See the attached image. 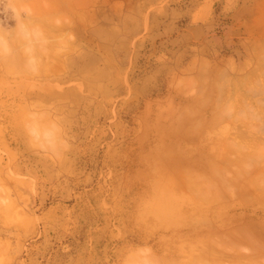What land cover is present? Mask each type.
<instances>
[{
    "label": "rangeland",
    "instance_id": "obj_1",
    "mask_svg": "<svg viewBox=\"0 0 264 264\" xmlns=\"http://www.w3.org/2000/svg\"><path fill=\"white\" fill-rule=\"evenodd\" d=\"M22 1L10 0L12 6L27 8L33 13L27 21L32 20V25L26 22L29 25L26 37L17 35L16 21L7 11L9 0L0 3V12L4 13L0 16V37H3L0 45V264H143L145 249H151L152 256L156 257L165 253L163 260L158 257L161 261L155 257L157 264H165L172 256L179 262L183 256L189 255L188 259L193 251L190 246L195 241L187 246L186 238V242L201 238L213 227L218 228L210 231L214 237L230 229L238 232V226L242 231L246 224L250 226L253 216L254 224L249 228L259 242L257 235L260 234V239L264 236V199L261 198L264 192L259 194L263 201L259 203V199L257 203V191L251 188L261 187L256 184L264 181V0ZM41 39L49 41L46 44L52 41L53 46L48 44L47 52L45 44V51L39 50L40 55L36 50L41 49L37 43ZM25 43V47L31 45L36 49L34 54L38 53V58L44 52L56 53L50 57H57L55 60L60 59L61 64L56 67L58 62L53 60L55 67L49 61L51 67L40 65L39 74L31 71L27 61L32 50L25 49ZM35 44L38 48H34ZM33 56L30 54V58ZM38 58L35 59L40 64L42 60L39 63ZM199 66L206 67L208 73H202L206 69L200 72ZM46 69L53 72L45 73ZM32 114L39 120L40 116L45 117L40 121L41 126L34 117L39 130L46 135L51 131L50 137L57 131L68 147L61 148L58 155L34 147L25 130L27 123H33ZM29 116L31 119L27 120ZM46 120L54 127L45 123ZM187 136L192 137H188L190 141ZM213 137L219 143L211 144ZM163 147L166 151L170 149L168 155L172 162L177 161L171 157L174 155V158L179 155L177 159L181 161L186 157L193 160L207 156L211 149L213 153L224 151L222 147L230 150L233 147L236 150L227 148L230 153L224 152L229 160L235 157V164H222V170L229 169L223 175L226 180H221L222 175H217L219 169L222 171L221 162L216 164L220 167L217 171L216 167L212 169L214 161L211 162L213 155L220 156V153H213V157L210 153L208 156L212 158L207 157L208 162L206 157L201 159L205 160V163L201 161L203 164L195 159L193 164L197 168L187 164L193 171L191 174L197 169L204 172L198 171L190 177L186 164L187 167L184 164L175 167L174 161V166L167 165L170 161L168 158L166 164L163 158L168 156L164 157L163 153L161 160L166 166L160 163L158 153L163 152ZM188 150L195 153H191L194 158ZM222 157L216 159L220 161L225 158ZM242 169L245 175L243 171L241 174ZM205 170H212L219 177L215 175L217 187L213 185L215 182L213 187L208 185V181L207 190L218 191L220 202L213 193L207 196L210 198L207 202L216 200L215 203L201 202L197 196L201 191L196 189L194 177L208 175ZM212 175L210 172L208 176ZM234 175L238 184L234 182ZM253 176L257 177V183ZM247 180H254L248 188L253 190L252 194L242 186ZM203 181L200 182L204 184ZM184 182L196 189V192L190 189L197 194L193 200L188 198L193 192L183 190ZM258 184L264 186V182ZM223 185L227 188L220 192ZM180 188L186 193L184 196L189 195L179 197ZM243 191L246 192L243 194ZM241 196H247L254 204L248 200L247 203L254 206L247 205ZM202 216H209L205 218L208 223ZM221 221L228 224L222 227ZM257 229H263V234L260 230L255 232ZM196 231H201V235ZM241 231L238 233L242 235ZM225 233L234 241L230 244L243 246L240 237L235 241L233 235ZM238 233L232 234L238 236ZM212 235L206 236V243L220 240L219 235L215 240ZM223 240L228 239L219 243L226 245L227 241ZM179 241L190 248L191 251L185 248L187 255L178 254L183 250L178 247ZM203 241L201 244L197 240L200 244L195 242L196 246L210 248ZM261 242L259 246L264 250ZM251 243L248 240V245H244L248 250L242 247L241 253L248 252L249 245L251 248L255 245ZM230 244L225 248H234ZM214 245L211 248L221 247ZM198 247L200 252L203 248ZM239 247L234 248L239 250L235 254L232 250V255L230 252L222 255L220 251L224 250V254L228 251L220 249L224 263L219 264H230L231 260V264L238 260L244 264L249 257L245 260L243 254L242 259ZM255 247L256 251L259 247ZM174 249L177 252L173 253ZM263 254L260 258L254 255V259L251 251L248 252L252 264H264ZM234 255L240 258L234 260ZM210 257L205 263L210 264ZM173 258L166 264L174 262Z\"/></svg>",
    "mask_w": 264,
    "mask_h": 264
},
{
    "label": "bare ground",
    "instance_id": "obj_2",
    "mask_svg": "<svg viewBox=\"0 0 264 264\" xmlns=\"http://www.w3.org/2000/svg\"><path fill=\"white\" fill-rule=\"evenodd\" d=\"M21 2H23V1L21 0ZM31 14H33V13H31ZM30 17H33V16H30ZM30 17H29V18H30ZM29 18H27L26 22L29 20ZM30 20H31V19H30ZM31 21H32V20H31ZM31 21H29V23H30ZM27 23H28V22H27ZM29 23H28V24H29ZM30 24L32 25V22H31ZM31 25H30V27H31ZM28 26H29V25H28ZM31 28H32V27H31ZM31 28H30V30H33V31L35 30V29H31ZM33 28H34V27H33ZM37 34H38V33H36V35H37ZM41 40H42V39H41ZM45 40H46V39L42 40V42H45L44 45H43V43H42L41 41H37V43L39 42L38 45H39V47L41 48V49H37V50H36V49H33L32 47H30L31 45H29V46L27 45V46H26V47H28V48H29V47L31 48V49H30V48L28 49V48L25 47L26 43L24 44L25 49H28V50H30V51L32 50V51L29 53L28 58H30V54H31V56H32V55L35 56V57L33 56L32 58H36V56H37V58H38V55L40 54V51H45V48H43V47L45 46V44H46L47 42H49V41H47V40L45 41ZM40 42H41L42 46H40ZM51 42H52V41H51ZM51 42L48 43V44H51ZM48 44H46L47 52H48V49H49V48L47 47ZM52 44H53V42H52ZM52 44H51V45H52ZM51 45H49V46H51ZM33 46H34V45H33ZM52 46H53V45H52ZM52 46H51V48H52ZM36 47L38 48L37 44H35V47H34V48H36ZM42 49H43V50H42ZM28 50L26 51V54H27V52H29ZM35 50H36V51H39V50H40V51L38 52L39 54H38V53L34 54V52H36ZM49 52H51V49H50ZM24 53H25V52H24ZM32 53H33V54H32ZM44 53H45L46 56L44 55ZM44 53H43V56H45V58H44L45 60H43V58H42L43 56H42V57L40 56V58H38V59H40V60H39V63H40L41 60H42V61H41L40 64L37 63L39 66L36 64V65L39 67V70H40V67H41V66H42V67H45V66H48V67L50 66V67H51V65H54V66H52V67H55V64H54L52 61L55 60V58H57V57H55V58H54V57H50L53 53H52L51 55H50V53H48V55L46 54V52H44ZM37 54H38V55H37ZM41 54H42V53H41ZM41 54H40V55H41ZM55 55H56V53H55L54 55H52V56H55ZM25 56H27V55H24V58H25ZM48 56H49L50 58H54V59H51V60H50V59H48V58H49ZM46 57H48V58H46ZM58 57H59V56H58ZM26 58H27V57H26ZM26 58H25V59H26ZM28 58H27V59H28ZM59 58H60V57H59ZM28 60H29V59H28ZM35 60H36V59H35ZM47 60H48V61H47ZM56 60H57V59H56ZM56 60H55V61H56ZM43 61H44V62L47 61V62L44 63V64H42ZM49 61L52 62L51 65L48 64V63H51V62H49ZM58 61L61 62L60 59H59ZM58 61H56V64H57ZM23 62H24V61H23ZM23 62H22V63H23ZM27 62H28V61H27ZM37 62H38V60H37ZM59 62H58V64H57L56 67H59V64H61V63H59ZM45 64H47V65H45ZM40 65H41V66H40ZM44 65H45V66H44ZM28 66H29V65H28ZM203 67H204V66H203ZM203 67H202V66H199V68H200V69H199L200 72H202L201 69H203V70L206 69V67H205V69H204ZM208 68H209V67H208ZM24 69H25V68H24ZM26 69H28V67H27ZM29 69H30V66H29ZM29 69H28V70H29ZM57 69H58V68H57ZM209 69H210V68H209ZM41 70H42V69H41ZM47 70H48V69L45 70V73H48ZM48 71H49V73H50V72H51V69H49ZM206 71H207V72H202V73L207 74L209 70L206 69ZM219 71H220V70H219ZM40 72H41V71H40ZM40 72H39V73H40ZM52 72H53V71H52ZM52 72H51V73H52ZM198 72H199V71H198ZM36 73H37V72H36ZM39 73H37V74H39ZM199 74L201 75V73H199ZM40 76H41V75H40ZM201 76H202V75H201ZM201 76H200V77H201ZM206 76H208V75H206ZM206 76L204 75V77L208 79V77H206ZM211 76H212V75H211ZM211 76H210V77H211ZM213 76H214V75H213ZM213 76H212V77H213ZM202 77H203V76H202ZM210 77H209V78H210ZM220 77H221V76H220ZM213 78H214V77H213ZM215 78H216V77H215ZM221 78H223V76H222ZM224 80H226V79H224ZM204 81H205V80H204ZM218 81H219V80H218ZM201 82H202V81H201ZM223 82H226V81H223ZM202 83H203V82H202ZM207 84H208V82H207ZM213 86H214V85H213ZM218 86H219V85H218ZM220 86H221V84H220ZM220 86H219V87H220ZM220 88L223 89V86H221ZM220 90H221V89H220ZM210 91H211V89H210ZM212 91H214V90L212 89ZM212 93H213V92H212ZM228 110H229V108H228ZM31 116H32L31 118H33L32 120H30V119H31L30 116H29V119H28V117H27L26 119H27V120H30V121H33V123H31V124L35 127V129H36V131H37L38 133H40V134L43 135V139H44V138H45L44 135H46V133H45V132L43 133V131L39 130V128L36 126V124H37L36 121H39V122H40L41 120L44 121V120H45V117H44V116H40V115H38V116H40V118H41V119L39 120V117H37V115L34 116V115L32 114ZM34 117H35V120H36V121L34 120ZM37 118H38V120H37ZM42 121H41V122H42ZM41 122L39 123V125L41 124ZM46 122H48V121L46 120L45 123H46ZM48 123H49V122H48ZM51 123H52V122H50L48 125H49L50 127H51V126L54 127V125L51 124ZM43 124H44V122H43ZM43 124H42V125H43ZM50 124H51V125H50ZM45 125H46V124H45ZM45 125H43L42 127H44ZM40 126H41V125H40ZM45 127H47V126H45ZM55 127H56V126H55ZM263 127H264V125H263ZM51 129H52V128H51ZM178 129H179V128H178ZM46 130H47V129H46ZM58 132H59V131H58ZM51 133H52L51 131H49V133L47 132L48 135H46V137H50L49 134H51ZM55 133L58 134L57 131H56ZM56 134H54L53 136H54V137L59 136V134H58L57 136H55ZM40 136H41V135H40ZM54 137H52V135H51V138H54ZM188 137H189V136H187V141H190V140L188 139ZM189 138H192V137H189ZM219 138H220V137L218 136V137H217V140H218V141H219ZM43 139H42V140H43ZM193 139H194V138H193ZM215 139H216V137H215V138H214V137L212 138V140L216 141ZM183 140H184V139H183ZM205 140H207V142L209 143V138H206ZM205 140H203V141H205ZM185 141H186V140H185ZM214 141H213V142L211 141V144H212V143H213V144H216V143L218 142V141H216V142L214 143ZM183 142H184V141H183ZM179 143H180V142H179ZM184 143H185V142H184ZM184 143H183V144H184ZM189 143H190V142H189ZM205 143H206V141H205ZM205 143H203V144L205 145ZM218 143H219V142H218ZM178 146H180V144H179ZM209 146H210V148H212L211 145H209ZM199 147H200V146H199ZM202 147H203V146H202ZM204 147H205V146H204ZM206 147H207V146H206ZM163 148H164V147H163ZM169 148H171V147H169ZM197 148H198V146H197ZM197 148L194 149L195 152H196ZM222 148H223L224 151H226L228 147H222ZM222 148H221V149H222ZM224 148H226V149H224ZM230 148H232L231 150H236V149H234L233 147H230ZM213 149H214V148H213ZM221 149H220V150H221ZM228 149H229V148H228ZM166 150H167V149H166ZM166 150H165V148H164L163 152H160V151H159L160 153H158V154H160V156L158 155V156H159L158 158L161 160V159H162V155H163L164 157H165V156H166V157L168 156L166 159L163 158L164 161H167V162H166V164H167V163H168V160H167V159L169 158V155H168V154H170V153H168V151H169L170 149H168V151H166ZM231 150L229 149V151H231ZM180 151H181V150H179V152H180ZM188 151H190V150H188ZM188 151H185V152L187 153ZM191 151H192V150H191ZM191 151H190V153L188 152L190 155H192L191 153H194L193 151H192V152H191ZM203 151H205V150H202V152H203ZM208 151H209V150H208ZM224 151H222V152H220V151H213V153L218 152V153H220L219 155L222 157V155H223L222 153H224V154L226 153V152H224ZM182 152H183V151H181V153H182ZM198 152H199V151H197V153H198ZM209 152H210V151H209ZM211 152H212V149H211ZM211 152H210V153H211ZM162 153H163V154H162ZM164 153H167V155L164 154ZM200 153H201V151H200ZM210 153H209V154H210ZM213 153H211L210 155L212 156ZM227 153H230V152H228V150H227ZM161 154H162V155H161ZM177 154H178V151H177ZM179 154H180V153H179ZM194 154H195V153H194ZM206 154H207V153H206ZM209 154H207V156L204 155V157H206V158L208 157L209 159L212 158V157L214 156L213 159H211V162L214 161V162L212 163V165H213L214 167L210 164L209 168H210L211 166H212V169L215 168V167H216V164H217L218 162H219V163L221 162V164H220V166H221V170H222V167H224V165H222L224 162H225L224 164H226V163H227V164H228V163H229V164H230V163L235 164V163H234V161H235L234 158H235V157H233V158L231 157V159L233 160V162H230V161H232V160H229V159H230L229 156H228L227 154H225V155L228 156V158H226V157L223 155V157H225V158L223 159L224 161H223L222 159H220V161H218V159H216V157L221 158L220 156H218L217 154H216V155H217V156H216V155L214 154L212 157H211V156L209 157V156H208ZM186 155H188V154H186ZM190 155H188V156H190ZM174 156H175V155H174ZM174 156H171V157H172L173 159H176V160H177V161L174 160V161H175V164H174V165H177V166H175V167H178V166L181 167L182 164H184V165H183L184 167H185L187 164H189V165H190V163L193 164V162H196L195 159L198 158V157H197V158H195V159H193V160H191V159L189 160L187 157H186V158L184 157L185 159H188V160L182 159V161H181V160H178L179 157H177V156H179V155H176L175 158H174ZM181 156H182V154H181ZM184 156H185V155H184ZM197 156H198V155H197ZM160 157H161V158H160ZM191 157L194 158L193 155H192ZM199 157H200V156H199ZM201 157H202V154H201ZM204 157H202V158H204ZM223 157H222V158H223ZM177 158H178V159H177ZM202 158H198V159H200V162H201V161L204 162L205 160H207L206 162H208V160H209V159L207 158V159H205V160L203 159V160H204V161H203V160H201ZM198 159H197V160H198ZM171 160H172V159L169 158V161H170V162H169L167 165H169V164L171 165V164L174 162V161L172 162ZM215 160H217V161H215ZM225 160H226V161L228 160L229 162H228V161L226 162ZM183 161H184V162H183ZM190 161H192V162H190ZM197 162H199V161H197ZM200 162H199L198 164H201V163H202V162H201V163H200ZM160 163H161L162 165L165 164L164 162H162V160L160 161ZM204 163H205V162H204ZM219 163H218V165H219ZM166 164H165V166H166ZM185 164H186V165H185ZM202 164H203V163H202ZM174 165L172 164L171 166H174ZM230 165H231V164H230ZM187 166H188V165H187ZM187 166H186V167H187ZM200 166H201V165H199L198 167H200ZM225 166H226V165H225ZM188 167H189V169H190V170H189V169L187 170V172H188V176H189V173H190V177L193 176L194 174H195V175L198 174V173L196 174V172L199 171L198 169L196 170V172H194V174H191V173H193V171H192V169H191L190 166H188ZM194 167H195V166H194V164H193V167H192V168H194ZM218 167H219V166H218ZM226 167H227V166H226ZM195 168H197V167H195ZM201 168H202V166H201ZM219 168H220V167H219ZM219 168L216 167V168H215L216 171H217ZM202 169H203V168H202ZM204 169H205V168H204ZM215 169H214V171H215ZM223 169H225V168H223ZM228 169H229V167H228ZM228 169H227V171H228ZM193 170H195V169H193ZM200 170H201V169H200ZM219 170H220V169H219ZM219 170H218V172H217V175H218V176H219V174L222 175V177L220 176V177H221L220 179H221V180H224L225 178L223 179V177H225V176H223V175H225V173H226L227 171H226V170H225V171L222 170V171L224 172V174H223V172L220 171V172H221V173H220ZM214 171H212V170H211V171H206V170H205V173L208 172V173H209L208 175H210V172H211V174H212V172H213V175H214V176H213V175H212V176L215 178V181H214V179H213L212 176H211V177H209L208 175L205 176V174H204V177H206V178H205V180L203 181V179H201V178H204V177H201V175H200V174H203V173H204L203 171H202L203 173H200L201 171H199L200 174H199L198 176L201 177V178H198V179H200L199 182L197 181L198 179H197L196 177H194V178L196 179V181L198 182V183H197V182L195 181L196 184L194 183L195 186H197L196 189H197L198 191H201V193H200V192H199V193L197 192V194H200V196L197 195L196 193H194V192H196V189H195V188H194V189H195V191H194V189H192L191 186L188 185V187H187V184H188L187 182H186V183L184 182V183H185V184H184V185H185V188H183L184 185H182V186H183L182 188H183L184 191H186V192L189 191L188 193H192V192L194 191V192H193L194 195H193V193H192L191 195H189V194L187 193V195L190 196V197L188 196V198H191V199H192V197H197V196H198V198H201V199H200L201 202H202V200L205 201V202H207V199H210V198H208L207 196H209L210 194L212 195V193H213V195H214L213 197L217 198V197L215 196V195H217V196L219 197V198H218V201H219V199H220V194L218 195V191H215V192H217V193H215L214 191L211 192V190H210L209 188H208V190H207V183H208V181H209V184H208V185H211V186H212V183L215 182L216 186H215V184H213V185H214V187H217V183H218V181H216V180H217L216 178H217L218 176H217L216 174H214ZM242 171H243V173H244V175H245V174H246V171L242 169V170H241V174H243ZM249 171H250V170H249ZM234 172H235V171H234ZM239 172H240V171H239ZM256 172H257V171H256ZM183 173H184V172H183ZM183 173H182V174H183ZM185 173H186V172H185ZM215 173H216V172H215ZM218 173H219V174H218ZM231 173H232V172H231ZM186 174H187V173H186ZM232 174H233V173H232ZM195 175H194V176H195ZM215 175H216L217 177H215ZM236 175H237V177H240V176H239V173L236 174ZM184 176H186V175L183 174V177H184ZM202 176H203V175H202ZM227 176L229 177V176H231V174H230V175H227ZM227 176H226V177H227ZM234 176H235V175H234ZM176 177H177V176H175L174 178L176 179ZM228 177H227V178H228ZM235 177H236V176H235ZM237 177H236V179H234V182H235V180H238ZM253 177L255 178V176H253ZM253 177H252V179H253ZM192 178H193V177H192ZM233 178H234V177H233ZM207 179H208V180H207ZM218 179H219V177H218ZM228 179H229V178H228ZM231 179H232V178H231ZM255 179H257V177H256ZM185 180H187V179H185ZM206 180H207V181H206ZM211 180H212V181H211ZM225 180H226V179H225ZM187 181H189V180H187ZM191 181H192V182H191ZM191 181H190L191 184H193V181H194V180H191ZM200 181H203L204 184H202V182H200ZM210 181H211V184H210ZM250 181H251V180H247L246 182H249V183L252 182V183H253L254 180L251 181V182H250ZM257 181H258V179L255 180L256 183H257ZM205 182H206V185H205ZM216 182H217V183H216ZM246 182H245V184H247ZM263 182H264V181H263ZM263 182H262V181H261V182L258 181V183H260V184H263ZM199 183H201V184H200L201 187L199 186ZM232 183H233V182H232ZM235 183L238 184V182H235ZM235 183H234L233 185H235ZM249 183H248V185H245L244 182H243L244 185H242V186H243V187L245 186V187H247L246 189H248V188H250V185L253 186L252 183H251V184H249ZM256 183H255V184H256ZM258 183H257L256 185L261 186V187H257V186H256V187H252L251 189H254V188H255L254 190L257 191V195H258L257 198H256V196H255L256 194L254 195L255 198H256L257 200H255V199H254V200H255V202L257 201V203H258V201H259V199H260V201H259V203H260V202L263 201L262 199H264V198H263V197H264V195H263V194H264V193H263V192H264V191H263L264 186H263V185H259ZM204 185H205V186H204ZM226 185H227V184H226ZM226 185L221 186L222 189H219L220 192H221V190L227 188V187H224V186H226ZM202 186H203V187H202ZM228 186L230 187L231 185L228 184ZM254 186H255V185H254ZM262 186H263V189H262ZM186 187H187L188 190H185ZM189 187H190V188H189ZM204 187H205V188H204ZM212 187H213V186H212ZM229 187H228V188H229ZM245 187H244V189H245ZM182 188H180V189L182 190ZM259 188H260V189H259ZM190 189L193 190V191H191ZM202 189H204V190H202ZM246 189H245V190H246ZM258 189L261 190V192H259ZM183 190H182V192H181L182 195L179 196V197H182V196H184V195L186 194V193L183 194ZM206 190L209 191L210 193H209V192L207 193ZM249 190H250V189H248L247 192H249L250 194L254 193V192H252L253 190H250L251 192H250ZM190 191H191V192H190ZM228 192H229V191H228ZM245 192H246V191H245ZM245 192L243 191V194H244ZM223 193H224V192H223ZM223 193H222V194H223ZM236 193L238 194V192H236ZM249 193H248V194H249ZM260 193H263V194L261 195ZM195 194H196L197 196H195ZM246 194H247V193H246ZM259 194L262 196V197H261L262 199L259 197ZM187 195L184 196V197H187ZM221 196H222V195H221ZM237 196H238V195H237ZM247 196L252 197V195H247ZM247 196H246V197H247ZM184 197H183V199H185ZM209 197H210V196H209ZM223 197H224V196H223ZM246 197H245V196H244V197L241 196L242 199L245 198L244 201H246V203H247V200H248V199H247ZM250 197H248V198H250ZM177 198H178V197H177ZM188 198H187V199H188ZM237 198H238V197H237ZM253 198H254V197H253ZM253 198H251V199H253ZM183 199H181V200H183ZM187 199H185V201H186ZM195 199H196V200H195ZM221 199H222V197H221ZM188 200H189V199H188ZM192 200H193V199H192ZM194 200L197 202L198 199H197V198H194ZM254 200H253V201H254ZM261 200H262V201H261ZM195 201H194V202H195ZM209 201H210V202H214V201L216 202V200H212V201H211V200H208L207 203H210ZM251 201H252V200H250V199L248 200L249 203H250ZM215 202H214V203H215ZM219 202H220V201H219ZM184 203H185V202H184ZM239 203H241V202H239ZM249 203H247V205H252V204H254V203H252V202H251L252 204H249ZM262 203H264V202H262ZM182 204H183V202H182ZM187 204H188V202H187ZM190 204H191V203H190ZM193 204H194V203H193ZM237 204H238V203H237ZM241 204H242V203H241ZM199 205H200V204H199ZM238 205H240V204H238ZM243 205H244V204H243ZM184 206H185V204H184ZM191 206H192V204H191ZM191 206H190V207H191ZM235 206H236V205H235ZM252 206H254V205H252ZM252 206H251V207H252ZM206 207H207V206H206ZM198 209H199V208H198ZM242 209H243V207H242ZM192 211H193V210H192ZM193 212H194V211H193ZM187 213H188V212H187ZM187 213H186V214H187ZM190 214L192 215V213H190ZM207 215H208V214H207ZM236 215H237V214H236ZM242 215H244V214L242 213L241 216H242ZM179 216H180V215H179ZM238 216H239V215H238ZM245 216H246V215H245ZM245 216H244V217H245ZM247 216H248V215H247ZM252 216H253V215H252ZM173 217L176 218V217H177V214H176L175 216H173ZM183 217H184V216H183ZM200 217H201V216H200ZM208 217H209V216H208ZM208 217H206V216L203 217V216H202V218H204V219H202V220L204 221L205 218H208ZM234 217H235V215H234ZM236 217H237V216H236ZM253 217H254V216H253ZM253 217L250 218V220L252 219V221H253V219H255V218H253ZM195 218H196V216H195ZM198 218H199V217H198ZM229 218L232 219V217H229ZM242 218H243V217H242ZM191 219H192V218L190 217V220H191ZM196 219H197V218H196ZM200 219H201V218H199V220H200ZM186 220H187V219H186ZM186 220H185V221H186ZM197 220H198V219H197ZM199 220H198V221H199ZM200 221H201V220H200ZM200 221H199V223H200ZM205 221L208 223V219L205 220ZM209 221H210V219H209ZM233 221H234V220H233ZM236 221H238V217H237V220H236ZM244 221H245V220H244ZM252 221H251V224L254 222V221H253V222H252ZM190 222H191V221H190ZM194 222H195V220H194ZM196 222H197V221H196ZM201 222H202V221H201ZM206 222H203L202 224H204V223H206ZM221 222H224V221H221ZM226 222H227V223L224 222V223H219V224H221V225H222V224H223V225H224V224L227 225V224H228V221H226ZM258 222H259V221L257 220V223H258ZM209 223H210V222H209ZM211 223H212V221H211ZM241 223H243V222H241ZM248 223L250 224V222H248ZM255 223H256V222H255ZM162 224H163V223H162ZM197 224H198V222H197ZM219 224H218V226H219ZM230 224H231V223H230ZM232 224H233V222H232ZM237 224H240V223L237 222ZM249 224H248V225H249ZM251 224H250V226H247V224H246V227H245L246 229H245V230L243 229L244 227H242V229L244 230V231H243V230H242V231H243L244 233H242V231L239 229V228H240L239 226L237 227L238 232L241 231L242 235L239 234L237 231H235V232H234V230L232 231V229H230V230L227 229V230H228V233L230 232L231 234H228V233H225V232H224V233H225L226 235H229V236H230V235H233V236H234L233 239H234L235 241H237V240L239 239V238H236V237H240L239 240L242 239L241 241H243V243H242L243 246L240 245V246L243 247V250H244V249H247V247L244 248V247H245L244 245H245V244L248 245V244H247V243H248V240H249L250 242H252L251 244H254V243H255V245H253V246H256V247H255L256 249H257L258 247H259V248L255 251V249H253V246H252V248H251V246L249 245L250 249H249V251H248V252L251 251V253L253 254V255H252V256H253L252 258L255 259L254 255H255V256L259 255V256H257V258H258V257L260 258V257L262 256V255H260V254H261L262 252L264 253L263 247L259 246V245H261V244H260V242H261L260 240H262V238H263L264 236L261 237V239H260V238H259V237H260V234H258V235L256 234L257 237L259 236V237H258L259 242H258L257 238L254 237L253 232H252L251 229H250V228H251ZM253 224H254V223H253ZM259 224H261V222H259ZM190 225H191V223H190ZM204 225L206 226V224H204ZM210 225H211V224H210ZM223 225H222V227H223ZM225 225H224V227H225ZM261 225H262V224H261ZM261 225H259L260 228H262V227L264 226V222H263V226H261ZM184 226H185V225H184ZM184 226H183V227H184ZM205 226H203V227H205ZM229 226H230V225H229ZM244 226H245V224H244ZM256 226H257V224H256ZM160 227H161V225H160ZM162 227H163V225H162ZM185 227H189V226H185ZM191 227H192V226H191ZM197 227L200 228L199 226H197ZM212 227H213V226H212ZM226 227H228V226H226ZM247 227H248V228L250 227L249 229H250V231H251L252 233H250V231H247ZM259 227H256V228H259ZM206 228H207V227H206ZM213 228H215V229L213 230L214 232L218 229V228H216V227H213ZM213 228H211V230H209V231H208V229H207L208 234L205 232V234H207V235H206L207 237H209L210 235L213 234V233H211V232H213V231H212ZM252 228H254V226H253ZM256 228H254V229H256ZM263 228H264V227H263ZM161 229H163V228H161ZM193 229H194V228H193ZM219 229H221V228L219 227ZM222 229H223V228H222ZM233 229L236 230V228H233ZM249 229H248V230H249ZM239 230H240V231H239ZM252 230H253V229H252ZM259 230H260V229H257V231L255 230V232H259ZM262 230H263V229L260 230V233H261V234H263V233H262ZM210 231H211V232H210ZM189 232H190V231H189ZM192 232H195V231H192ZM197 232H198V231H196V234H200L201 231L198 232V233H197ZM246 232H249V233H246ZM255 232H254V233H255ZM263 232H264V230H263ZM209 233H210V234H209ZM217 233H219V232L217 231L215 235H217ZM222 233H223V232H222ZM222 233H221V234L219 233L220 235L218 234V235H219L218 238H219L221 241H222V239H226V238H227L228 240H223V242H224V241H227V242H226V243H227L226 245H229L230 243H233V242H234L233 240L231 241V239H229L227 236H225L224 233H223V236H225L226 238H222V237H223V236L221 237ZM232 233H238V236H236V235H234V234H232ZM173 234H175V233H173ZM188 234H190V233H187V235H188ZM196 234L194 233L193 235H195V237H196ZM202 234H203V232H202ZM205 234H204V235H201V234H200V235H201L202 237H204V238H202L201 236H200L201 238H195V237H194L195 239H193V240H192V239H191V240L188 239L189 241H187V242H186L187 238H186V239L184 238L185 241H184L183 238H182V240H183L185 243H188L187 246H189V245L191 244V243H190L191 241H195V242H196V241L198 240L199 242H201L202 239H203V240H204V241H203V244H204L207 248L210 246V248L205 249V248H203V247H200V246H202V245H197V246L200 247V249L203 248V249H201L200 252H199V251H198L199 249H197V246H196L195 242H194V243L192 242L193 245H195V246H193V245L191 244L190 247H191V249L193 248V251H192V253H191V252H190V251H191L190 248H188V247L186 248V245H183V242L181 243V242H180L181 240H180L179 243H178L179 246H178V245H177V246L179 247V249H183L185 252H184L183 250H181V251H178V254L180 253V255H182V254L185 253V255H187L188 253H186V252H187V251L185 250V248H186L187 250H190V251H189V252L191 253V255H190V257H189L190 259H189V258L187 259V256H189V255H187V256H183L181 259L179 258V262H180V260H181L182 263H181V262L179 263V262L177 261L178 259H177V260L174 259L175 257L173 258V256H172V257H170V258H173V259H174V262L176 261V262H178V264H198V263L208 264V263H205V262H206L205 259L208 258V261H209V257H210V256H214V258L210 257V258H212V259H210V264H219L220 262H223V263H224V261H222L223 259H222V256H221L220 253H222V255H226V254H229V252H230L231 254H229V255H232L233 253L235 254V251H236V250H238V249H235V251H234V248L239 247V243H238L237 245H236V243H235V246H234L233 244H230L229 247H231V245H233V247H234V248L231 247V248H230L231 250H229V248H225V247H227V246L225 245V242L222 243V244L224 245V247H222L223 245L219 243L220 240L218 241V239H216L217 241H214V242L211 241L210 244H209L208 242L206 243V241H208V240H206L207 237L205 236ZM250 234H252L253 236H251ZM168 235H169V234H168ZM168 235H167V236H168ZM218 235H217V236H218ZM240 235H241L242 237H241ZM167 236H166V237H167ZM173 236H174V235H173ZM197 236H198V235H197ZM212 236H213V235H212ZM217 236H215V237L213 236V237H214V240H215V238H216ZM175 237H176V236H175ZM180 237H181V236H180ZM180 237H179V238H180ZM189 237H190V236H189ZM210 237H211V236H210ZM213 237H212V238H213ZM191 238H193V237H191ZM205 238H206V239H205ZM221 238H222V239H221ZM243 238H244V239L246 238V239H245V244H244V240H243ZM254 238H255V239H254ZM236 239H237V240H236ZM211 240H213V239H211ZM239 240H238V241H239ZM170 241H171V240H170ZM209 241H210V239H209ZM221 241H220V242H221ZM229 241H230V242H229ZM241 241H240V244H241ZM172 242H176V240H175V241H172ZM199 242H196V243L200 244ZM204 242H205V243H204ZM216 242H217V243H216ZM246 242H247V243H246ZM262 242H263V243H262ZM262 242H261V243L263 244L262 246H264V241H262ZM168 243H170V242L168 241ZM168 243H167V244H168ZM185 243H184V244H185ZM211 243H212V245H214L213 243H216V245H218V243H219V245H220L222 248L226 249V251H228V252H227V253L225 252V254H224V253H223L224 250H223V252L220 251V253H219V250H220V249L222 250V248H221V247H219L220 249H216V247L211 248V247H212ZM228 243H229V244H228ZM256 243H257V245H256ZM167 244H166V246H165V245H164V246L167 247ZM171 244H172V243H171ZM201 244H202V242H201ZM207 244H209V245L207 246ZM161 245H162V244H161ZM169 245H170V244H168V246H169ZM182 245L185 246V247L183 248ZM204 245H203V246H204ZM216 245H214V246H216ZM219 245H218V246H219ZM164 246H163V247H164ZM173 246H175V245H173ZM177 246H176V247H177ZM180 246H181V247H180ZM192 246H193V247H192ZM205 246H204V247H205ZM236 246H237V247H236ZM257 246H258V247H257ZM163 247H162V248H163ZM178 247H177V250H179ZM194 247H196V249H197V250H196V253H197V251H198V254L195 253V251H194L195 248H194ZM199 247H198V248H199ZM242 247H241V248L239 247V248H240V253H241V249H242ZM167 248H168V247H167ZM174 248H175V247H174ZM260 248H262V249H261L262 252H261ZM168 249H169V248H168ZM175 249H176V248H175ZM175 249L173 250V251H174L173 253L177 252V251H175ZM210 249H211V250H210ZM166 250H167V249H166ZM170 250H171V249H170ZM217 250H218V254H217ZM232 250H233V253H232ZM247 250H248V249H247ZM247 250H244V251H247ZM252 250H254V252H258V253H259V251H260V254H258V253H255V254H254V252H252ZM258 250H259V251H258ZM162 251H163V250H162ZM182 251H183V253H181ZM214 251H216V252H214ZM238 251H239V250H238ZM167 252H169V250H167ZM193 252H194V253H193ZM248 252H246V253L242 252L241 254H240L239 252H237V253H239V256H240L241 258H242V256H243V254H245V256L243 257V258H245V260H247L248 257H249V259H248L247 261L244 260V261H245V263L243 262L244 264H247V262L250 263V261L252 260L251 255H248ZM190 253H189V254H190ZM160 254H161V253H160ZM214 254H215V255H214ZM249 254H250V253H249ZM256 254H257V255H256ZM164 255H165V253H164ZM164 255H163V256L158 255V256L156 257V255L154 256V254H153L152 259H154L153 261H156L155 257L158 258L159 256H161L160 258H161V260H163V259H164L163 257H165ZM167 255H168V254H166V256H167ZM171 255H172V250H171ZM236 255H238V254H236ZM236 255H234V257H232V258H235ZM241 255H242V256H241ZM246 255H248V256H246ZM175 256H176V255H175ZM239 256H238V257H239ZM263 256H264V254H263ZM153 257H154V258H153ZM176 257L178 258L179 255H177ZM184 257L186 258V262H183V261L185 260V259H183ZM224 257H225V256H224ZM224 257H223V258H224ZM238 257H236L234 260H236ZM240 257H239V258H240ZM166 258H168V257H166ZM170 258H168V260H171ZM239 258H238V259H239ZM243 258H242V259H243ZM182 259H183V260H182ZM224 259H225V258H224ZM250 259H251V260H250ZM143 260H144V259H143ZM157 260H160V259L158 258ZM161 260H160V261H161ZM168 260H167V259H166V261L164 260V261H165V264H166V262H168ZM204 260H205V261H204ZM240 260H241V259H240ZM249 260H250V261H249ZM256 260H257V259H256ZM256 260H255L254 263L257 262ZM260 260H261V259H260ZM263 260H264V258H263ZM144 261H145V260H144ZM144 261H143V262H144ZM208 261H207V262H208ZM238 261H239V260H238ZM238 261H233V263L235 264V263L238 262ZM252 261H253V260H252ZM252 261H251V264H252ZM143 262H142V263H143ZM156 262H157V261H156ZM156 262H154V264H155ZM170 262H171V261H170ZM174 262H173V260H172V263H173V264H174ZM230 262L232 263V260H231ZM158 263H159V261H158ZM162 263H164V262H162ZM172 263H171V264H172ZM231 263H230V264H231ZM240 263L242 264V261H240V262H238V263H236V264H240ZM143 264H144V263H143ZM156 264H157V263H156ZM159 264H160V263H159ZM168 264H169V263H168ZM257 264H259V263H257Z\"/></svg>",
    "mask_w": 264,
    "mask_h": 264
},
{
    "label": "clouds",
    "instance_id": "obj_3",
    "mask_svg": "<svg viewBox=\"0 0 264 264\" xmlns=\"http://www.w3.org/2000/svg\"><path fill=\"white\" fill-rule=\"evenodd\" d=\"M3 0H0L2 3ZM7 11L10 13L13 20L16 21V30L17 35L26 37L29 33V26L26 23V19L31 16V10L24 8L18 9L12 6L10 0L8 3ZM4 13L0 12V16H3ZM3 44V37H0V45ZM28 64L30 66V70L33 72L39 71V68L36 66L37 61L35 58H29ZM25 130L27 135L29 136L30 142L33 144L34 147L38 148L42 151H51L54 154H59L61 148L66 149L68 147L66 141L60 139L59 136L51 138L45 137L43 140L40 138L39 134L37 133L35 127L29 122L25 125ZM145 261L144 264H154L152 259V252L151 249L144 250Z\"/></svg>",
    "mask_w": 264,
    "mask_h": 264
}]
</instances>
